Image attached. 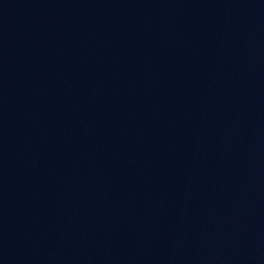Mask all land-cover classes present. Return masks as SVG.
<instances>
[{
	"label": "water",
	"instance_id": "water-1",
	"mask_svg": "<svg viewBox=\"0 0 264 264\" xmlns=\"http://www.w3.org/2000/svg\"><path fill=\"white\" fill-rule=\"evenodd\" d=\"M0 264H264V0H0Z\"/></svg>",
	"mask_w": 264,
	"mask_h": 264
}]
</instances>
